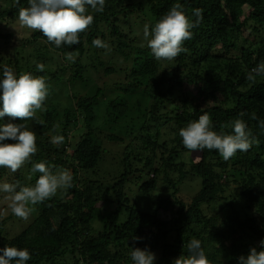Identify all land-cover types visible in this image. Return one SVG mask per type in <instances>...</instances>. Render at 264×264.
Listing matches in <instances>:
<instances>
[{
	"label": "trees",
	"instance_id": "obj_1",
	"mask_svg": "<svg viewBox=\"0 0 264 264\" xmlns=\"http://www.w3.org/2000/svg\"><path fill=\"white\" fill-rule=\"evenodd\" d=\"M176 3L191 19H195L193 9H202L203 20L192 29L193 38L185 42L187 52L172 61H157L139 41L143 34L131 39L128 33L135 35L139 32L135 27L142 29L145 24L151 30ZM27 6L28 0H19V4L16 0H0V25L17 19L20 7ZM86 14L93 15L94 22L80 35L78 44L57 48L42 33L33 31L30 39L16 46L13 57L0 53V79L8 66L17 77L30 73L43 77L48 85L46 110L37 113L44 124L27 122L37 135L38 148L28 169L34 163L46 162L73 174V187L65 196L38 204L28 225L17 235L5 237L2 226L0 249H27L31 259L26 264H133L130 254L134 236L142 238L135 247L147 246L156 254L154 264H172L180 255L187 256L191 239L201 241L211 264H238L239 257H247L252 247L261 250L264 130L259 122L264 120V76H257L255 84L246 76L264 62V0H106L103 13L89 7ZM11 36L0 33L5 44L10 43ZM97 38L117 51L108 64L99 57L100 48L93 46ZM37 44L43 47L25 51ZM68 53L76 57L75 62L63 64ZM88 55L90 61L84 62ZM60 59L62 63L58 64ZM37 64H43L44 70L40 71ZM68 71L71 86L77 80L85 82L86 74L99 77L104 72L123 78L104 84L92 96H71L72 103L63 108L49 98L55 89L66 86L62 74ZM110 91H122L123 95L106 103L113 112L109 116L123 117L133 95L140 92L146 96V113L142 106L137 107L143 119L127 131L129 144L123 145L124 139L118 135H107L124 149L119 175L104 183L86 180L81 174L93 172L108 152L95 136L92 123L101 98ZM204 113L210 115L214 131L227 134L233 133V121L244 120L259 145L246 153L238 152L228 161L216 150L188 151L179 130ZM252 113L257 119H252ZM7 123L24 121L0 118V125ZM80 127L83 133L71 143L70 133ZM166 127L169 132L163 131ZM55 135L64 137L63 144L51 143ZM193 154L198 160L192 158ZM22 171H17L15 182L25 185ZM10 172L0 168V179ZM133 180L139 184L138 193L153 202L148 212L139 210L129 198ZM191 180L197 181L198 190L191 197L181 195V187ZM232 184L237 193L230 192ZM158 191L157 200L154 196ZM236 197L239 202L234 204ZM218 204L220 210L208 217L205 211L216 209ZM109 205L114 209L107 212Z\"/></svg>",
	"mask_w": 264,
	"mask_h": 264
},
{
	"label": "clouds",
	"instance_id": "obj_2",
	"mask_svg": "<svg viewBox=\"0 0 264 264\" xmlns=\"http://www.w3.org/2000/svg\"><path fill=\"white\" fill-rule=\"evenodd\" d=\"M19 4V0H16ZM106 0H28L27 7H20L18 22L21 28L39 31L49 43L57 48L62 45L72 46L80 42V35L86 32L94 22L91 14H86L89 7L98 13H103ZM191 19L179 3L174 4L169 11L152 27L144 25L143 40L157 61L175 60L181 53L188 51L184 44L193 38L194 27L201 24L203 10H192ZM97 48L109 49V45L97 38L92 41ZM66 59L75 62L72 53ZM40 71L43 64H37ZM257 76H264V62L251 69L246 79L256 83ZM0 118L8 116L19 119L24 123H7L0 125V168H7L12 173L32 162V157L38 151L37 135L30 129L28 121L43 125L44 121L37 115L38 111L46 110L45 102L48 98V85L43 77H35L30 73L20 74L17 77L11 67L5 66L3 78L0 79ZM240 115H244L241 113ZM252 119H257L252 113ZM264 130V120L259 122ZM233 133L217 132L213 130V123L209 114L204 113L197 120L190 122L179 130L182 144L190 152L205 149L216 150L224 161H228L238 152H248L254 145L258 146V139L253 136L247 124L242 119H236L231 124ZM11 140L14 143H4ZM64 142L62 135L51 137V143L61 145ZM55 168V171L53 170ZM39 173V178L33 186L15 183L0 184V193L7 209L16 217L28 221L36 211V205L42 204L57 196L58 192H66L73 187V174L66 168L49 166L46 162L32 164L31 174ZM141 237L134 236L130 258L133 264H154L156 254L147 246L135 247V242ZM261 250L252 247L247 257L240 256L238 264H264V239L260 242ZM188 255H180L172 264H211V261L202 248L201 241L191 239L187 244ZM0 264H26L31 259L27 249L5 246L0 249Z\"/></svg>",
	"mask_w": 264,
	"mask_h": 264
},
{
	"label": "rangeland",
	"instance_id": "obj_3",
	"mask_svg": "<svg viewBox=\"0 0 264 264\" xmlns=\"http://www.w3.org/2000/svg\"><path fill=\"white\" fill-rule=\"evenodd\" d=\"M123 28L125 30H127V27H123ZM135 28L137 30H139V32L135 33V35H132L134 32L128 33L129 37H131V39H133L134 36H136V35L140 36V34L141 35L143 34L142 29H144V28H142V29L137 28V27H135ZM32 32L33 31L30 29L21 28L19 25V22H18V18L17 19L15 18L11 21L9 19L6 22L1 23L0 33L3 35H6V34L12 35L11 36L12 38H11L10 43H8V44H5L4 40H2L0 38V53L13 57V54H14L13 52L18 49L16 46L19 47L21 45V42H24V41L30 39ZM252 39L253 38H251V40ZM139 41L141 42V44H144V45L146 44V43H144L145 42L144 40L141 41V39H140ZM38 46L43 47V45H41V44H37L35 48H33L30 45L26 48L25 51L30 52V51H33L34 49L36 50L38 48ZM109 49L110 50L100 48L99 54H98L99 57L103 60V62H105L107 64H108V62L111 61L110 58H113V56H115L117 54V51L115 50L114 46H111L109 44ZM83 61L89 62L90 61V55L85 57L83 59ZM60 63H62L61 59L59 60L58 64H60ZM68 63H69V61H67V60H65V62H63V64H68ZM55 66H54V68H55ZM99 75H100L99 77H93L92 75L86 74L85 75V77H86L85 82H81L80 80H77L76 82H73L74 84L71 86L70 80H69L71 74L68 71L67 73L62 74L65 81H67L66 86L64 88L62 87L61 89H58V90L55 89L53 94L50 96L49 99H53L54 101H57V103H59L64 108V107L69 106L70 103H72L73 99L71 100V96L72 97H74V96H77V97L92 96L93 94H95V92L98 88L104 87V84H107V83L114 84L118 81V77H120L121 80L123 78V75H121V74H119L118 77L115 74L114 75L113 74L112 75H110V74L105 75L104 72H102ZM115 88L113 90H116ZM119 95L120 96L123 95L122 91H120V92H116V91L108 92L107 94H105L101 98L102 103H100L97 107V109H98L97 117H96L95 121H93L92 126H93V128H95V136L98 139H101L103 147L108 152H105V156L102 157L101 161L97 165L96 169L93 170V172L92 171L89 172L88 175L86 173L82 172L81 175L86 180H88V178H91V179L98 180L100 182L109 183L112 179H114L115 177H117L119 175L118 172L121 169L120 154H122L121 152H123L122 150L124 148H123V146H120V145H114V143L107 138V135L108 134L118 135L124 139L123 145L125 143L129 144V139L127 137V131L132 126H139V124L142 122V119H143L141 117L140 112H137V110H138L137 107L142 106L141 107L142 110L146 113V111H145L146 110V105H145L146 96L142 92H140V93H137L136 95H133V97L131 99L132 102L127 105V108L129 111L123 117H121L120 119H115L113 116H109V114L112 111H111V109H109V110L107 109L106 103L109 100H114V99L118 98ZM137 102L139 104L138 106L136 105ZM80 129H81V127L77 130V132H74V133L71 132L70 133V142L71 143L79 140L81 134L83 133V129H81V131H80ZM169 130L170 129L168 127L163 129L164 132H169ZM68 152L71 153L72 149L69 148ZM139 153L143 155L142 152H139ZM192 158H194L195 160H198L199 157L196 156L195 154H193ZM187 159L188 158L186 157V160ZM27 166H28V164L25 165L24 168H22V170H23L22 175L24 176L23 179L25 181L26 186H33L35 184V181L37 180V178L35 177L36 173L31 174V178L29 179L30 170L28 169ZM10 173H12V172H10ZM10 173L8 175H6L4 178L0 179V184L5 183V182L15 183V176L18 172H15L12 174H10ZM135 182L136 181L133 180V183L130 184V188H132L133 191H132V194H130L129 198L131 199V201L134 204H136V206L139 210L148 212L149 207L151 206L150 202H152V201L150 200V198L148 196H145V195H142L141 193L140 194L138 193L137 186L139 184H137ZM197 185H198V183L196 180L195 181L191 180L187 184H184L183 187H181L180 194L183 196H186V197H191V195H193L198 190ZM230 192L232 194L237 193V187L232 184ZM65 193L66 192H63V193L58 192L57 196H55V197L62 198L65 196ZM157 193H158L157 196H154V198L158 200L161 192L158 191ZM3 195H4L3 193H0V229L3 228L2 226H5V229H4V232H5L4 236L5 237L15 236L22 230L23 227L28 225V221H24V220L16 217L15 215H13L11 213V211L9 209H7V204L2 199ZM235 199L236 200L233 201L234 204L236 202H239V197H236ZM152 200L156 201L154 199H152ZM225 203L226 202H223V204H225ZM37 207H38V205H36V208ZM220 208H221V204H218L216 209H214L212 207L211 209H207L205 212H206L207 216L210 217L215 212L219 211ZM237 208L240 210L242 208V204L241 203L238 204ZM113 209H114V206H111V205L106 207L107 212H109ZM10 215L13 217L12 219H9ZM32 217L33 216H31L30 219ZM166 217L168 218V216H166ZM1 222H5V224L1 225ZM97 227H98V225H97Z\"/></svg>",
	"mask_w": 264,
	"mask_h": 264
}]
</instances>
